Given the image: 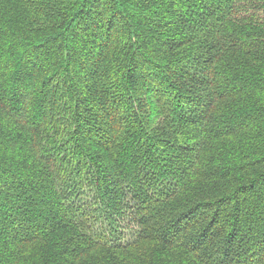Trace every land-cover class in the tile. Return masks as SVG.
I'll use <instances>...</instances> for the list:
<instances>
[{
    "label": "trees",
    "instance_id": "16d2710c",
    "mask_svg": "<svg viewBox=\"0 0 264 264\" xmlns=\"http://www.w3.org/2000/svg\"><path fill=\"white\" fill-rule=\"evenodd\" d=\"M0 264H264V0H0Z\"/></svg>",
    "mask_w": 264,
    "mask_h": 264
},
{
    "label": "rangeland",
    "instance_id": "374dc122",
    "mask_svg": "<svg viewBox=\"0 0 264 264\" xmlns=\"http://www.w3.org/2000/svg\"><path fill=\"white\" fill-rule=\"evenodd\" d=\"M93 193L86 191L85 190V194H84V204L86 206V208L88 209V211H91L93 209L96 208V205L93 202ZM92 216H96V219L99 218V215H91ZM91 225H93V230L95 232H101V231H106L107 236L110 239H115V236H113V234L111 233V229L109 230H105L103 229V223L102 221L99 219L98 221H91L90 222ZM120 233H118V235H121V237L123 238V240L125 242L131 241L132 240V235L134 232V227L131 226L130 224V217L128 215H126V218L124 220H121L120 222Z\"/></svg>",
    "mask_w": 264,
    "mask_h": 264
}]
</instances>
